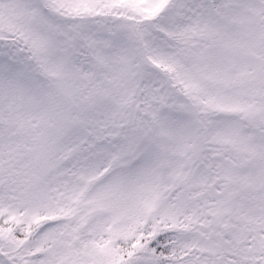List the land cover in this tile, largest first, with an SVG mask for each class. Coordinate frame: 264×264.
Listing matches in <instances>:
<instances>
[{
	"label": "snow or ice",
	"instance_id": "6c2138e0",
	"mask_svg": "<svg viewBox=\"0 0 264 264\" xmlns=\"http://www.w3.org/2000/svg\"><path fill=\"white\" fill-rule=\"evenodd\" d=\"M0 264H264V0H0Z\"/></svg>",
	"mask_w": 264,
	"mask_h": 264
}]
</instances>
